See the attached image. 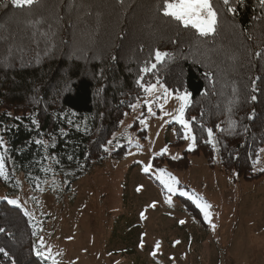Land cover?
<instances>
[{
	"label": "trees",
	"instance_id": "16d2710c",
	"mask_svg": "<svg viewBox=\"0 0 264 264\" xmlns=\"http://www.w3.org/2000/svg\"><path fill=\"white\" fill-rule=\"evenodd\" d=\"M40 1L17 7L0 0V137L7 149L0 148L7 173L0 186L7 196L18 193L19 177L32 192L53 180L68 192L105 158H122L124 142L105 149L145 96L141 77L145 87L159 81L190 94L185 118L195 147L178 159L153 157L155 168L185 169L188 154H202L237 178L264 174L253 173L264 148V0H232L235 13L213 0L218 27L209 37L164 17L160 0ZM157 50L171 58L141 72ZM183 203L202 224L199 210ZM0 228V264H46L36 255L35 223L19 205L0 200Z\"/></svg>",
	"mask_w": 264,
	"mask_h": 264
},
{
	"label": "rangeland",
	"instance_id": "374dc122",
	"mask_svg": "<svg viewBox=\"0 0 264 264\" xmlns=\"http://www.w3.org/2000/svg\"><path fill=\"white\" fill-rule=\"evenodd\" d=\"M158 96H163L159 85L133 104L108 141V153L124 142L125 155L94 165L68 192L59 180L32 192L19 177V191L12 196L0 186V200L18 201L35 223L36 250L44 252L39 257L46 264H264V174L237 178L211 166L202 154H188L185 169L152 165L143 171L165 147L163 156L178 159L191 143L181 127L183 142L175 145L179 124L164 115H175V94L167 102ZM262 150L253 173H264ZM160 169L178 180L175 194L157 179ZM193 195L211 206L210 222L189 198ZM183 199L199 210L202 224L185 210ZM49 251L52 259L46 258Z\"/></svg>",
	"mask_w": 264,
	"mask_h": 264
},
{
	"label": "snow or ice",
	"instance_id": "6c2138e0",
	"mask_svg": "<svg viewBox=\"0 0 264 264\" xmlns=\"http://www.w3.org/2000/svg\"><path fill=\"white\" fill-rule=\"evenodd\" d=\"M13 2L16 4L17 7H24V6H31L33 5L36 0H13ZM122 2V0H121ZM240 0H237V3H239ZM223 7L231 13H235L236 9L232 5V0H222ZM157 11L162 12V15L164 17L171 18V20L178 22L179 25H182L185 29H194L195 32L200 37H209L213 36L217 32L218 27V14L219 9L214 5L213 0H160V2L157 4ZM259 55V54H257ZM171 58L169 53L161 52L157 50L155 52V63L151 64L150 67H144L141 69V72L147 73L151 71L152 69H155L157 64L162 63L165 59ZM206 76L210 75L209 73L205 74ZM143 77L137 80V84L143 89V91L146 94H152L157 90V85H159V88L163 90V96H158L157 99H163L165 102H167V98L169 96H172L175 94V98L179 101V107L176 109L175 115L169 112H165L164 115L171 116L172 120H174L176 123H178L184 132L183 138L186 140L191 141L189 144L188 151H192L195 147V141L196 136L193 132V129L191 127L190 122L185 118L186 109L190 106V99L187 92L180 94L179 92H170L167 87H165L163 84H160L159 81H157V84H152L147 87L144 86L142 83ZM235 89H233V92L235 93ZM252 99H255V97H252ZM145 103L148 106V112L150 115H155V113L152 111L151 103L149 101H145ZM131 107L135 108L136 105H131ZM161 110H163V105H160ZM231 111V109H229ZM195 118H193L194 120ZM141 124H144L145 121L141 120ZM33 123L35 124L36 121L33 120ZM234 126L235 122H231ZM203 127V126H201ZM217 129L223 131V129H220V126L217 125ZM208 140L207 143H211L213 148L215 149L216 144L214 142V134L213 130L211 128L206 129ZM38 144L42 143L41 141H36ZM111 143V141H109ZM0 148L4 149V152L7 151L3 138L0 137ZM107 151V149H105ZM264 151V150H262ZM167 152V147L162 149V151L158 155H163ZM173 159H176V157H173ZM259 162L258 160L256 161ZM152 168V164L148 163L143 167V171L145 173H148ZM0 177L7 178L6 173V164H5V155L3 152H0ZM157 179L160 181V183L164 186L165 189H167L168 192L175 194L177 189L176 185L178 184V180L171 176L170 174L166 173L165 170L160 169L158 170ZM140 189L138 188L137 191ZM181 195H188L185 192H181ZM190 199L193 200V202L196 204V206L200 209V211L204 214V219L206 221L210 222V212L208 209L211 207L206 202H203L202 198L197 196H190ZM170 202V201H169ZM10 204L16 205L18 201L11 200L9 201ZM152 207H155V204L151 205ZM142 218H143V214ZM183 224L184 221H181ZM213 228H215V225H212ZM5 231V229L0 228V232ZM178 243V242H177ZM41 248H43V240L41 239ZM157 248H159V242L156 245ZM4 251L3 249H0V252ZM37 256H44V252H42L40 249L36 250ZM155 255V253H153ZM48 259H52L51 252L49 251L47 254ZM53 264H56V261L53 260Z\"/></svg>",
	"mask_w": 264,
	"mask_h": 264
}]
</instances>
